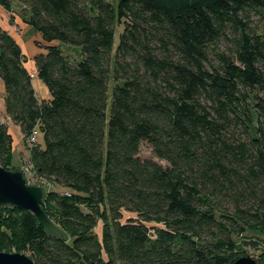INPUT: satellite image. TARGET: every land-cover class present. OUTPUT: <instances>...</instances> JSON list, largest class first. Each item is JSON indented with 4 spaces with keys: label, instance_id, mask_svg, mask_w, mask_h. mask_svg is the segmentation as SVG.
<instances>
[{
    "label": "trees",
    "instance_id": "1",
    "mask_svg": "<svg viewBox=\"0 0 264 264\" xmlns=\"http://www.w3.org/2000/svg\"><path fill=\"white\" fill-rule=\"evenodd\" d=\"M13 1L41 36L33 62L50 96L38 97L26 55L0 24L4 108L25 142L40 135L29 160L64 188L43 190L41 202L62 235L2 205L0 251L36 264H230L233 234L264 233V30L254 21L264 0L0 6ZM143 143L166 164L141 157ZM11 154L0 118L8 170Z\"/></svg>",
    "mask_w": 264,
    "mask_h": 264
},
{
    "label": "rangeland",
    "instance_id": "2",
    "mask_svg": "<svg viewBox=\"0 0 264 264\" xmlns=\"http://www.w3.org/2000/svg\"><path fill=\"white\" fill-rule=\"evenodd\" d=\"M115 1V0H113ZM21 6L17 4L16 2H12V8L11 11L5 10L2 6H0V24L4 29L9 31L13 35V37L19 42L24 54L26 55L27 60L33 59V55L40 51V49L43 47V42L41 40L40 34L31 26H29L25 20L21 17L20 11ZM255 23L260 27L259 29L264 30V19H259L258 16L254 17ZM121 31V26H116L115 28V34H114V43L113 47L117 45L118 42V35L119 32ZM57 44V43H55ZM61 50L65 55L71 58H78L80 55V50L78 47H73L70 45L62 44L60 45ZM29 70L32 73L31 77L33 80V85L34 88L37 91V95L39 98H49L50 94L47 89V87L44 85V83L36 76L34 73V68L32 62L29 64ZM33 75V76H32ZM113 86V83L110 81L108 84L109 90L111 91V88ZM2 89L0 86V105L2 104ZM13 129L12 125H9V129ZM14 134L16 135V129H13ZM13 135V140H14V146L16 147L18 145V140L17 136ZM41 141L40 135L38 134L36 143H39ZM21 148L22 150L19 151L18 148L12 149V157H11V167L13 166L14 168H11V170H21L25 180L27 183L34 184L38 183L41 185L40 187L45 190H64V188L59 187L58 185L45 180L44 182L40 181L38 177H36L33 174V171L31 170L29 162L27 158L29 157V151H28V145L25 142V140H22ZM139 155L141 157H152V151L151 149L143 143L140 146L139 149ZM154 160L157 162L161 163L162 165H165L166 162L163 160H159L155 157ZM100 226L98 225L95 228L96 233L99 234V228ZM233 239L237 243V251L238 255H250L251 257L257 258L259 257V254L264 250V233H260L254 230L246 229L244 232L239 233V234H233ZM26 255H28L26 252H24ZM29 256V255H28Z\"/></svg>",
    "mask_w": 264,
    "mask_h": 264
},
{
    "label": "water",
    "instance_id": "3",
    "mask_svg": "<svg viewBox=\"0 0 264 264\" xmlns=\"http://www.w3.org/2000/svg\"><path fill=\"white\" fill-rule=\"evenodd\" d=\"M44 191L39 185L26 182L21 170H8L0 165V206L12 205L34 214L51 235L61 237L41 207ZM0 264H36L25 253L0 251ZM230 264H260L250 255H239Z\"/></svg>",
    "mask_w": 264,
    "mask_h": 264
},
{
    "label": "crops",
    "instance_id": "4",
    "mask_svg": "<svg viewBox=\"0 0 264 264\" xmlns=\"http://www.w3.org/2000/svg\"><path fill=\"white\" fill-rule=\"evenodd\" d=\"M30 62H32V64H33V68H34V73L36 74V68H35V65H34V62H33V59H31V60H27L26 61V63H25V66H26V68L28 69V71H29V73H30V75L32 74L31 72H30V70H29V64H30ZM33 76V75H32ZM31 79H32V77H31ZM32 84H33V80H32ZM0 86H1V89H2V104L0 105V118H1V120L3 121V122H5L6 123V125H7V127H8V131H9V133L11 134V137H12V149H13V146H14V140H13V135H15L14 134V132H13V129L15 128L16 129V132H17V134L15 135V136H17V139L18 140H16V141H18V145L15 147L14 146V148H18V150L19 151H21L22 150V148H21V145L20 144H22V140H23V133H22V131H21V129H20V127H19V125H17V124H15L14 122H12L11 120H10V118L7 116V114H6V112H5V108H4V87H3V82L1 81V79H0ZM33 87H34V85H33ZM35 89V88H34ZM36 90V89H35ZM36 93H37V91H36ZM12 125V127H13V129L11 128V129H9V125Z\"/></svg>",
    "mask_w": 264,
    "mask_h": 264
},
{
    "label": "built area",
    "instance_id": "5",
    "mask_svg": "<svg viewBox=\"0 0 264 264\" xmlns=\"http://www.w3.org/2000/svg\"><path fill=\"white\" fill-rule=\"evenodd\" d=\"M37 136H38V132H37V130H35V129L32 130V132L30 133V135H29V136L27 137V139H26V143H27L28 147H31L34 143H36ZM27 160H28L29 165H30L29 168H31V170L33 171V174H34L36 177H38L40 181L44 182L46 179H44V178L38 176V175L35 173V171H34L33 168H32V164H31V162H30V160H29V157L27 158ZM26 182H27V181H26ZM28 184H29V183H28ZM31 185H39V186H41V185L39 184V182H38V183L31 184Z\"/></svg>",
    "mask_w": 264,
    "mask_h": 264
}]
</instances>
